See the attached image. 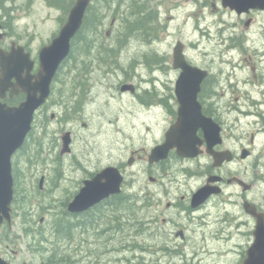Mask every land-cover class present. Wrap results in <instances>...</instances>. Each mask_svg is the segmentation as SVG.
Listing matches in <instances>:
<instances>
[{
  "label": "flooded vegetation",
  "instance_id": "1",
  "mask_svg": "<svg viewBox=\"0 0 264 264\" xmlns=\"http://www.w3.org/2000/svg\"><path fill=\"white\" fill-rule=\"evenodd\" d=\"M3 11L0 6V52L9 55L18 51L22 57L28 56L32 64L29 74L34 76L39 71L40 49L49 45L59 31L37 53H33L27 44L15 42L12 19H6ZM231 12L238 19H245L241 39L227 46V52L237 49V67L242 70L243 76L235 82L239 86L237 89L229 82L223 89L232 93L228 97L239 92L241 102L238 109H225L221 102L228 97L218 91V75L216 77L207 67H202L189 58L184 47L182 50L190 67L207 74L200 83L196 101L200 105L202 117L210 120L205 121L204 125L211 128V133L218 130L217 137H210L203 128H197L190 137L193 147L191 157L180 156L176 148L170 149L165 158H162L161 152L153 153L154 149L165 144L167 133L178 118L180 104L175 94V84L181 70L174 68L173 54L170 62L167 54L149 48V53L142 55L147 64L130 55H126L123 61L122 51L128 42L121 37L122 33L115 43L108 45L109 52H105L108 48L104 50L101 45L99 31L88 32L92 35L91 38H95L93 41L80 40L83 53L80 72L84 73V84L87 81L86 75L95 70V67L103 70L106 76L113 70H119L134 77L135 64L140 61L144 65L147 76L139 80V83H143L142 86L137 87L122 80L119 83L124 82L118 89L121 94H133L144 110L143 114L148 121L146 134H149L145 138L146 146L124 152L125 145L123 152L122 148L117 150L114 162L100 165L99 170L94 173H87V169H83L85 174L82 175L81 186L68 195L60 207L55 198L48 205L35 199L38 209L42 213L46 212V222L43 218L36 221L38 214H32L34 210L31 206L30 210L28 207L24 209V199L20 200L22 204L18 206V195L23 192L18 190V156L24 148L22 146L13 155L11 162L13 198L9 221H4L0 226L2 260L7 264H228L222 258L226 260L227 257H235L236 264L243 263L247 250L253 243V232L257 225V219L251 213L264 214V149L255 151L256 145L254 146L258 136L263 137L264 144V33L260 45L254 44L249 33L254 16L264 11L249 10L241 14ZM116 53L119 54V59H115ZM68 59L70 54L60 64L50 84L48 98L34 113L32 128L25 144L32 136L34 119L39 114L46 115L54 111L49 118L56 119L55 115H59L62 110L61 120L66 124L73 123L67 116L73 110V104L66 111V95L58 91V76ZM113 60L115 64H112ZM103 63H108L110 68L106 69L107 66ZM170 72L175 73V79L164 80ZM220 73L223 74L221 71ZM230 76H233L232 71ZM11 82L15 83V80L12 79ZM125 85H131L133 92L122 90ZM17 90L16 94L11 95L12 89L8 88L0 102L8 106L19 105L25 100V94L18 87ZM56 93L61 97L51 105ZM76 108L79 112L80 107ZM82 111L84 114V108L80 112ZM162 113H166V122L155 126L157 131L153 132L152 121L156 122ZM231 113L234 114V119L229 118ZM167 117L171 119L167 120ZM82 119L87 117L83 118L79 114L75 121ZM251 120L258 124V127L255 126L257 132L249 133L247 137L244 127L252 125ZM78 121L75 123L78 124ZM241 124V132L237 133L236 128ZM145 125L143 122V126ZM81 126L89 130L87 124L81 123ZM139 129L141 130V124ZM66 132L70 133L69 154H72L75 133L65 128L61 136ZM61 136L57 140L51 139L50 144L60 147ZM216 138L218 142H214ZM123 155L126 156V162ZM63 156L58 153L57 159ZM137 166L141 168L144 179V185L138 189L131 177ZM107 167H114L120 173V191L109 194L83 211L70 212L68 206L79 194L84 186L83 182L91 180ZM44 178L41 176L38 182L40 191ZM202 190L205 196L200 200H193ZM25 213L27 214L24 216ZM21 240H27L25 254L20 252ZM215 245L219 248V254H216V248L213 247ZM212 256L216 257L209 261Z\"/></svg>",
  "mask_w": 264,
  "mask_h": 264
},
{
  "label": "rangeland",
  "instance_id": "2",
  "mask_svg": "<svg viewBox=\"0 0 264 264\" xmlns=\"http://www.w3.org/2000/svg\"><path fill=\"white\" fill-rule=\"evenodd\" d=\"M75 1L73 0L74 3ZM127 1L124 0L126 3ZM69 2L70 0H64L62 4L67 3L68 5ZM99 2L100 0H93L92 4L100 6ZM142 2L146 4L148 11L153 12V28L147 36L134 35L125 40L128 44L122 51L123 61L126 59V55H130L136 60L141 57L144 61L142 55L145 52L149 53V48H155L160 53L167 54L171 62L173 49L176 43L180 42L189 58L196 61L198 65L207 67L216 77L218 75L219 93L226 94V97L228 94H232L230 90L227 92L223 89L228 85V82L235 85L234 89L239 87L235 82L240 80L243 73L237 67L238 52L237 49L227 52V46L233 45L234 41L238 42L241 39L240 34L245 30L243 17L238 19L228 8H223L220 0H142ZM0 6L4 10L3 14L6 19L9 17L12 19L15 42L27 44L33 53H37L44 43L49 42L53 35L60 30L69 12V10L65 12L52 6L49 0H1ZM127 6V4L119 6L117 12L113 14L108 10L101 9L102 12L106 11L104 18L100 19L101 23L98 24L97 30L102 40V47L108 48V45L112 42L115 43L117 37L123 32L124 24L121 17L127 15ZM113 9L114 7H112ZM249 33L254 44L260 45L263 40L261 36L264 33V13L254 16V23ZM87 37L91 41L95 40L94 37L91 39L92 35L89 33L83 35L85 40H88ZM231 38L233 41H230ZM77 43L79 48V42ZM74 48L73 55L66 61L58 76L60 84L58 91L66 95V111L67 107L73 104V110L67 114L68 119H72L73 123L66 124L61 120L62 110L59 111V115H55L56 119L49 118L51 113H55L54 111H50L46 115L39 114L34 119L32 136L18 156V178L20 180L18 190H23L18 195V206L22 204L20 200L24 199L26 203L23 204L24 209L28 207L30 210L31 206L34 210L32 214L34 216L38 214L36 221L43 218V221L46 222L47 217L46 212L42 213V210L38 209L35 199L48 205L52 198H55L59 201L57 206L60 207L67 196L81 186V178L85 174L83 169H87V173H94L99 170L100 165L105 166L114 162L118 155V149L122 148L123 152L125 145L124 152L140 149L146 146L145 138L149 137V134H146L148 121L143 114L144 110L141 108L140 102L130 92L121 94L118 89L124 81H129L135 86H142L143 83H139V80L147 76L144 65H141V62L135 64V68H137L134 77H131V74L113 70V68H111L113 70L111 74L106 76L103 70L95 67V70L86 75L87 81L84 84L82 83L84 73L80 72L83 53L81 50L76 51V47ZM88 51L90 50L88 49ZM105 52H109V48ZM116 58L119 59L117 53L115 54ZM103 64L107 66L106 69L110 68L108 63L107 65ZM231 71L232 77L230 76ZM175 77L173 72H170L165 78L161 76L164 80L166 78L173 80ZM122 80L124 81L119 83ZM235 93L236 95L233 97H228L221 102L225 109L239 108L240 94L238 91ZM78 95L79 97H77ZM60 97L56 93L52 97L51 105L56 103ZM85 105H87L86 108ZM76 107H80L79 112ZM82 108L85 110L84 114L83 111L80 112ZM79 114L87 119L76 120L78 121L76 124L75 118L79 117ZM233 115L231 113L229 118L234 119ZM165 116L166 113L159 114L158 120L152 121L153 132L157 131L155 126H161L166 122ZM169 118L171 119V117H167V120ZM143 122L146 123L145 126H143ZM81 123L87 124L89 130L87 127L83 129ZM251 123L252 125L244 127L247 137H249V133L257 132L255 126L258 127V124L252 120ZM140 124L141 130L139 129ZM65 128L66 130L71 129L75 133L73 153L57 159L61 145L54 147L50 142L51 139H59ZM241 128L242 124L236 128L237 133L241 132ZM262 139L261 136L256 138L255 151L264 149ZM123 156V160L126 162V156ZM41 176L45 178L40 191L38 182ZM131 177L136 189L144 185L140 167L137 166L133 169ZM262 191L264 193V185ZM26 241H20V252L23 254L27 253ZM213 247L216 248V254H219L217 253L218 246ZM215 257H209V261ZM222 260L228 264H236L235 257H227L226 260L222 258Z\"/></svg>",
  "mask_w": 264,
  "mask_h": 264
},
{
  "label": "water",
  "instance_id": "3",
  "mask_svg": "<svg viewBox=\"0 0 264 264\" xmlns=\"http://www.w3.org/2000/svg\"><path fill=\"white\" fill-rule=\"evenodd\" d=\"M90 2L91 0L75 1L58 35L49 45L40 49L39 71L36 75L29 74L32 64L28 56L22 57L18 51L9 55L0 52V98L8 88L12 89L11 95L18 92L17 87L25 94V100L17 106H8L0 102V226L10 218L13 198L11 159L23 146L31 131L34 113L48 98L50 84L60 64L70 53L71 39L81 28ZM220 3L223 8H228L236 14L247 13L249 10L264 11V0H220ZM182 50V43L177 42L173 49V64L175 69L181 70L175 84V94L180 104L178 118L169 129L165 144L153 150V153L161 152L162 158H165L172 148H176L180 156H193L190 137L199 127L210 137L218 135V130L211 133V128L204 125L205 121L210 120L202 117L200 105L196 101L200 83L207 74L203 70L190 67L184 59ZM12 79L15 83L11 82ZM122 90L133 92V87L125 85ZM214 142H218L217 138ZM70 144V133L66 132L61 136L60 156L71 152ZM121 180L122 177L116 168H104L91 180L83 182L84 186L69 204L68 210L72 213L83 211L109 194L119 192ZM204 196L202 190L193 197V200H200ZM251 214L257 219V225L253 232V243L248 248L242 264H264V214L255 212ZM0 264L7 263L0 257Z\"/></svg>",
  "mask_w": 264,
  "mask_h": 264
},
{
  "label": "trees",
  "instance_id": "4",
  "mask_svg": "<svg viewBox=\"0 0 264 264\" xmlns=\"http://www.w3.org/2000/svg\"><path fill=\"white\" fill-rule=\"evenodd\" d=\"M64 0H49V2L51 3L52 6H55L56 8H60L63 11L67 12L69 9V7L73 6L74 2L73 0H70L69 4H62ZM91 3L88 6L86 12H85V16L83 19V24L80 28V30L77 32V34L74 36V38L72 39V48L70 51V58L73 55V52L75 50L74 47H76V51L81 50L82 48V44L79 43L80 47L78 48L77 42H80V40L82 41L83 35L88 33L89 31H97L99 26L98 24L101 23V17L104 18L105 16V12H102L101 9H105L108 10V12L116 13L117 9L119 6L127 4V15H125V17H121L122 18V23L124 24L123 26V32L121 34V37L123 39H127L129 36H147L149 35L148 32L150 30H152V22L154 20L153 17V12L148 11L146 4L144 2H142V0H128L127 3L124 2V0H100L99 4L100 6H94ZM70 7V8H71ZM112 7H114V9L112 10ZM139 33V34H137ZM85 37V36H84ZM121 40V39H120ZM103 49L106 50V47L103 46ZM113 54V53H112ZM105 61V60H104ZM112 64H115V61H112ZM19 178H18V189L19 187Z\"/></svg>",
  "mask_w": 264,
  "mask_h": 264
},
{
  "label": "bare ground",
  "instance_id": "5",
  "mask_svg": "<svg viewBox=\"0 0 264 264\" xmlns=\"http://www.w3.org/2000/svg\"><path fill=\"white\" fill-rule=\"evenodd\" d=\"M88 38V37H87ZM92 39V38H91ZM87 40V39H86ZM88 40H89V38H88ZM155 49V48H154ZM154 53V52H153ZM151 54V53H150ZM154 56V55H153ZM149 58H151V57H149ZM148 58V59H149ZM140 59H141V57H140ZM138 60V59H137ZM98 61V60H97ZM141 61H142V59H141ZM146 61V60H145ZM140 62V61H139ZM144 62V61H143ZM144 63H146L147 64V62H144ZM100 64V63H99ZM138 65V64H137ZM142 65V64H141ZM137 68V67H136ZM136 68H134V69H136ZM140 68V67H139ZM85 70V69H84ZM89 70V69H88ZM135 71V70H134Z\"/></svg>",
  "mask_w": 264,
  "mask_h": 264
}]
</instances>
